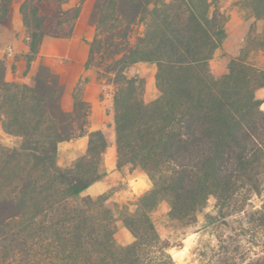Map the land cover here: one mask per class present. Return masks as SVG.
Segmentation results:
<instances>
[{
	"label": "trees",
	"instance_id": "1",
	"mask_svg": "<svg viewBox=\"0 0 264 264\" xmlns=\"http://www.w3.org/2000/svg\"><path fill=\"white\" fill-rule=\"evenodd\" d=\"M69 1L23 0L27 66L45 38L72 36L81 6L67 8ZM215 4L93 1L85 67L112 75L116 169H138L151 183L132 210L110 200L120 183L94 198L81 195L107 176L108 140L100 130L87 131L89 104L75 96L66 111L64 86L48 67L39 65L27 84L8 81L0 60L1 129L20 139L18 147L0 145V264H175L151 219L162 203L170 220L190 226L210 197L224 217L243 211L254 193L261 207L246 217L254 233L264 229V112L256 97L264 71L233 60L225 74H212L210 62L226 37V18ZM239 4L264 20V0ZM12 15L13 0H0V26L11 30ZM135 24L143 32L131 44ZM138 63L156 67L159 94L148 103L144 78L129 72ZM83 136L85 154L61 168L59 144ZM117 222L132 237L127 245L115 239ZM251 245L259 254H241L240 264H264V242ZM231 247L222 248L223 264H236L239 247Z\"/></svg>",
	"mask_w": 264,
	"mask_h": 264
},
{
	"label": "rangeland",
	"instance_id": "2",
	"mask_svg": "<svg viewBox=\"0 0 264 264\" xmlns=\"http://www.w3.org/2000/svg\"><path fill=\"white\" fill-rule=\"evenodd\" d=\"M93 1L85 0L80 2V0H72L71 2L75 4L74 6H81L80 17L84 6L90 15ZM239 2L240 0L231 3L227 2V0H216L215 6L219 8L226 18L225 23L227 24L228 33L224 40V42H227L226 47L217 52L212 62H210L211 71L215 77L225 74L234 59L254 65L264 71V23L260 26H257L256 23H251L253 19L248 11L240 6ZM142 32L143 25L135 24L129 37L130 43L134 44L136 37L140 36ZM12 58L13 56H10V60ZM23 60L26 62L24 56ZM149 67L150 71L148 70V72L144 73L146 77L151 75L153 65ZM90 68L95 71L100 80L110 84L111 91L114 92L112 75L103 72L102 67L91 66ZM256 97L262 101L260 110L264 112V88L256 91ZM106 136H108V130L106 131ZM19 144L20 139L5 135L0 125V145L14 148L18 147ZM59 161L62 163V156L59 157ZM131 171L132 169L129 167L122 170L126 176L125 181L115 187L116 190L112 193V197L115 192H121L114 199L119 201L118 204L130 206L132 210L133 206L131 204L145 192L147 187L143 181L137 179L136 174L129 173ZM247 198L249 200L246 202L243 211L230 212L223 217L219 213L216 200L210 197L205 208L197 214V221L190 226H180L177 222L170 220L167 216L168 207L165 203H162L151 214V219L161 240L168 245L167 252L175 264H223L222 260L226 256V252L222 248L231 246V248L239 247V251L234 254V257L236 258V264H240L239 258L241 254L246 257H254L256 253L259 254V250L252 247L251 241L262 240L264 242V229L254 233L257 228L255 224L248 223L246 217L248 213L260 209L261 198L254 193L249 194ZM209 217H215L218 221L211 222L208 219ZM123 232L127 234V238H124ZM115 239L120 245H126L128 240L132 241V237L123 229L120 222H117Z\"/></svg>",
	"mask_w": 264,
	"mask_h": 264
},
{
	"label": "crops",
	"instance_id": "3",
	"mask_svg": "<svg viewBox=\"0 0 264 264\" xmlns=\"http://www.w3.org/2000/svg\"><path fill=\"white\" fill-rule=\"evenodd\" d=\"M71 1L67 4L69 8L75 5L72 4ZM233 1L238 0H227L229 3ZM22 2L23 0H13L12 29L9 30L0 26V59L5 61L7 67L6 79L8 81L31 84L32 76L36 68L39 65H45L59 78L61 84L64 86V95L62 97L63 109L66 111L72 110L75 96H78L80 100L89 104L90 112L86 127L87 131L93 132L100 130L106 135V131L108 130V136H106L108 147L104 155L107 176L103 180L91 185L81 195L94 198L108 193L112 186L124 182L126 176L122 171L120 172L116 169L113 119L114 92L111 91L110 84H106L105 81L100 80L94 70L90 67H85V62L89 55L90 43L95 34L94 27L89 23V12L83 5V11L70 38H45L40 45L36 60L32 62L30 66H27L26 62L23 60V56L28 52L26 43L27 36L19 14V7ZM251 23H256L257 26H260L264 23V20L255 21L253 19ZM227 33L226 24V35ZM226 45L227 42L225 41L217 52L221 51ZM10 56H13L12 60H10ZM150 65L153 64L138 63L129 70L131 74H137L144 78L146 88L143 99L147 103L155 100L159 94L155 86L156 67L153 65L151 75L146 77L144 74L146 71H150V69H148ZM150 86H152V88H150ZM87 144V136L59 144L57 156L58 165L61 168L70 167L79 157L85 154ZM60 156H62L63 164L59 161ZM129 173L136 174L137 179L145 183L147 187L145 192L151 189V183L142 171L134 169ZM119 194H121V192H115L113 197L111 195L110 200L119 203L117 199H114V197ZM126 232L130 235L127 230ZM123 236L127 238V234L124 232ZM129 243L130 241L128 240L127 244Z\"/></svg>",
	"mask_w": 264,
	"mask_h": 264
}]
</instances>
